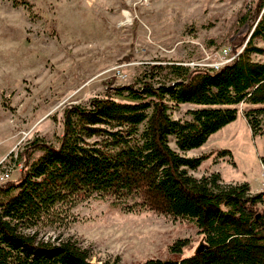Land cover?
<instances>
[{"label": "trees", "instance_id": "16d2710c", "mask_svg": "<svg viewBox=\"0 0 264 264\" xmlns=\"http://www.w3.org/2000/svg\"><path fill=\"white\" fill-rule=\"evenodd\" d=\"M11 1L34 8L30 0ZM253 22L242 53L219 70L159 62L88 107L67 106L58 146L30 142L19 182L0 186V264H119L118 258L94 262L89 248L64 235L72 210L93 197L129 213L191 221L203 236L190 257L143 264H264L262 194H252L248 183L225 184L219 173L194 177L190 172L210 155L187 156L235 122L241 104L254 106L244 117L264 141V61L254 58L264 57L255 42H264V0ZM187 104L196 107L189 120L174 119L171 110ZM35 151L42 152L37 159ZM50 231L59 235L49 237ZM190 244L181 239L169 251L182 255Z\"/></svg>", "mask_w": 264, "mask_h": 264}, {"label": "rangeland", "instance_id": "374dc122", "mask_svg": "<svg viewBox=\"0 0 264 264\" xmlns=\"http://www.w3.org/2000/svg\"><path fill=\"white\" fill-rule=\"evenodd\" d=\"M30 2L31 11L0 0V186L19 182L30 142L42 139L58 146L67 106L88 107L92 99L132 85L148 65L159 62L210 70L229 65L223 64L224 50L242 53L256 25L259 0ZM255 42L264 48L262 40ZM253 107L237 106L235 122L187 153L195 158L210 155L191 175L200 179L219 173L225 184L248 183L252 194H263L264 141L252 135L244 117ZM195 108L174 107L172 117L189 120L187 112ZM224 150L232 157H220ZM41 155L35 151L33 158ZM72 217L64 235L89 248L94 262L187 258L203 243L191 221L152 211L129 213L109 198L80 203ZM181 239L191 244L182 255L170 253L169 247Z\"/></svg>", "mask_w": 264, "mask_h": 264}, {"label": "built area", "instance_id": "2783aa9c", "mask_svg": "<svg viewBox=\"0 0 264 264\" xmlns=\"http://www.w3.org/2000/svg\"><path fill=\"white\" fill-rule=\"evenodd\" d=\"M240 55V53L238 52L235 55H232L231 50L229 49H225L224 50V58H223V64H231L234 60H236L238 58V56ZM7 177H9V175H6ZM264 194V192H263ZM262 194V199L264 201V195Z\"/></svg>", "mask_w": 264, "mask_h": 264}, {"label": "bare ground", "instance_id": "6f19581e", "mask_svg": "<svg viewBox=\"0 0 264 264\" xmlns=\"http://www.w3.org/2000/svg\"><path fill=\"white\" fill-rule=\"evenodd\" d=\"M127 17H129V15L128 14H125Z\"/></svg>", "mask_w": 264, "mask_h": 264}]
</instances>
